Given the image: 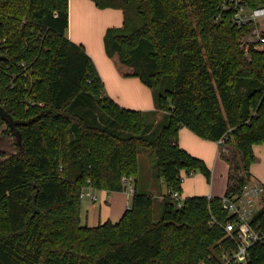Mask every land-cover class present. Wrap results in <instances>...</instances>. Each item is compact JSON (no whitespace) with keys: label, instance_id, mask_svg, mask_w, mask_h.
Here are the masks:
<instances>
[{"label":"trees","instance_id":"obj_1","mask_svg":"<svg viewBox=\"0 0 264 264\" xmlns=\"http://www.w3.org/2000/svg\"><path fill=\"white\" fill-rule=\"evenodd\" d=\"M92 1L122 10L123 26L105 32V52L153 91L166 122L150 137L149 114L107 96L84 48L67 38L68 0H0V105L14 122L11 129L0 118V129L20 135L16 152L0 161V264L210 263L224 232L209 220L223 222L227 212L220 197H187L176 207L171 193H180L182 174L211 179L205 162L179 147L178 132L233 146L244 175L221 152L230 168L224 195H239L256 161L253 146L264 144V53L244 50L247 28H236L218 0ZM84 92L99 117L75 111L87 106ZM139 148L150 150L168 192L160 218L153 195L133 186L117 222L81 225L82 190L124 191L122 180L138 176ZM254 221L264 230V199ZM250 264H264L262 245L250 249Z\"/></svg>","mask_w":264,"mask_h":264},{"label":"crops","instance_id":"obj_2","mask_svg":"<svg viewBox=\"0 0 264 264\" xmlns=\"http://www.w3.org/2000/svg\"><path fill=\"white\" fill-rule=\"evenodd\" d=\"M123 18L122 10L101 9L92 0H68L67 38L84 48L103 83L105 93L112 101L122 108L149 114L151 128L148 135L155 137L166 122V114L157 110L153 91L137 77L127 76L129 69L119 65L116 58H109L105 52L104 35L106 30L122 27ZM75 111L87 119L94 115L99 117L93 108L85 105L78 106ZM177 142L186 153L204 161L211 171L209 183L200 173L185 176L181 183V197L183 199L192 196L222 197L228 185L227 176L230 168L229 164L221 157L217 143L204 140L185 127L180 128ZM256 146H253L254 153ZM143 149H138V176L130 184L135 186L136 190L141 187V192L152 194L160 205L162 198L168 192L164 182L157 179L155 168L152 172L151 168L148 169L146 165L140 166L139 156L141 154L148 156L147 151H142ZM89 192L94 195L91 190ZM97 193L101 205L98 218L93 219V221H97V224L85 222L87 226L93 225L91 227H94L106 221L117 222V217L122 216L131 203V199L124 195L127 194L124 191L97 190ZM90 202L95 209L98 205L97 197L95 201L91 200ZM102 205L106 208L103 213Z\"/></svg>","mask_w":264,"mask_h":264},{"label":"built area","instance_id":"obj_3","mask_svg":"<svg viewBox=\"0 0 264 264\" xmlns=\"http://www.w3.org/2000/svg\"><path fill=\"white\" fill-rule=\"evenodd\" d=\"M220 8L228 13L230 22L236 28H247V35L251 41L245 43L244 50L248 45L256 50L264 53V3L257 7H248L245 0H218ZM218 20V17L217 19ZM5 39L0 40L3 43ZM1 53V48H0ZM21 75L23 78L31 82V70L25 62L19 63ZM16 75H11L10 87L15 85ZM90 82V81H88ZM29 105L36 104L28 100ZM40 106L43 103H39ZM220 152L225 151V138L219 139L217 142ZM192 175V173H190ZM186 174H182V180ZM124 192L133 195L134 187L130 184V179L122 180ZM82 190L80 198L90 197L92 201L96 197L91 195L89 188ZM264 194V187L259 184H251L249 181L243 186L239 195H223L220 197L222 208L227 212L228 219L219 221L211 216L209 225H215L222 228L224 236L217 242L219 253L212 258L210 263L204 261L201 264H250V249L255 245L264 247V230L260 228V224L254 221V217L259 209L254 207L257 198ZM176 207L182 206L183 198L180 193L174 191L171 193ZM211 200L213 197H207ZM211 255L209 259H211Z\"/></svg>","mask_w":264,"mask_h":264},{"label":"rangeland","instance_id":"obj_4","mask_svg":"<svg viewBox=\"0 0 264 264\" xmlns=\"http://www.w3.org/2000/svg\"><path fill=\"white\" fill-rule=\"evenodd\" d=\"M244 43H247L248 41H251L250 37L245 34V36L242 38V40ZM166 82V80H165ZM84 101V103L90 107L93 108V111L98 113V115L100 114L99 112L101 111V109L98 108V106H96V104L93 101L92 95L84 92L83 94L80 95V98ZM100 110V111H99ZM103 113V112H102ZM6 125H3L0 129V161L5 158L8 157L12 154H14L17 150V143H16V135L17 133L15 132V134H13L12 132L6 131ZM233 146L229 145L225 148L224 153L229 155L231 157L232 162H233V166H236L237 164L240 166L239 170L236 171L234 174L238 177L243 176L244 175V171H243V166H242V161L240 158V155L237 153L232 154L230 153V151L233 152ZM142 151H147L148 156H144L141 155L139 156V164L140 166H144L146 165L148 167V169H150V171H154L155 168V161L154 158L150 152L149 149H143ZM255 157H256V161L251 165L250 169H249V179L248 181L251 184H259L262 185L264 187V144H260L256 146L255 149V153H254ZM85 188H89V190H91L92 194H94L97 199H98V205L96 206V208L94 209L92 204H91V199L87 196L83 197L80 199V210H79V217H80V222L81 225H85V222H88V224H93V222H95V224H97V221H93L94 218H98L99 212H100V197L99 194L97 193V190L93 189L90 186H87ZM83 189L84 192H86V189ZM141 192V187H139L138 189ZM144 192V191H142ZM93 195V196H94ZM126 195L127 198L132 199V195L124 194ZM263 199H264V194L262 196H260L259 198H257L254 202V207L256 209H260L263 205ZM106 210L105 207H103L102 205V213ZM94 212V214H93ZM161 212H162V208L159 205V203L157 202L156 199H154V205H153V218L155 220H158L161 216ZM122 214V213H121ZM103 215V214H102ZM121 215H119V217H117V221L119 220ZM90 227L93 225H89Z\"/></svg>","mask_w":264,"mask_h":264},{"label":"water","instance_id":"obj_5","mask_svg":"<svg viewBox=\"0 0 264 264\" xmlns=\"http://www.w3.org/2000/svg\"><path fill=\"white\" fill-rule=\"evenodd\" d=\"M1 48V46H0ZM2 59V55L0 54V60ZM0 118L2 119H8V124L10 125L11 129H14V122H13V119L4 112L2 106L0 105ZM17 133V141L18 143H20V135L18 132Z\"/></svg>","mask_w":264,"mask_h":264}]
</instances>
